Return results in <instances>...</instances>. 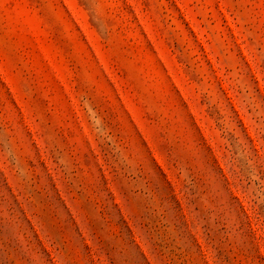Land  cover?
Segmentation results:
<instances>
[{"label": "rangeland", "instance_id": "374dc122", "mask_svg": "<svg viewBox=\"0 0 264 264\" xmlns=\"http://www.w3.org/2000/svg\"><path fill=\"white\" fill-rule=\"evenodd\" d=\"M0 264H264V0H0Z\"/></svg>", "mask_w": 264, "mask_h": 264}]
</instances>
